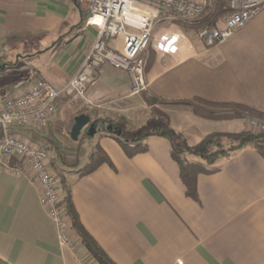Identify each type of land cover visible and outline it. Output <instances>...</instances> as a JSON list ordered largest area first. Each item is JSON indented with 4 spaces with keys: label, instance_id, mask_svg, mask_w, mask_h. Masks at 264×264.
<instances>
[{
    "label": "crops",
    "instance_id": "obj_1",
    "mask_svg": "<svg viewBox=\"0 0 264 264\" xmlns=\"http://www.w3.org/2000/svg\"><path fill=\"white\" fill-rule=\"evenodd\" d=\"M86 15V5L79 0H0V77L5 82L1 97L22 93L36 80L62 88L97 40V30L85 26ZM223 26L224 19L215 28ZM123 43L124 38H118L107 44L122 49ZM151 54L143 95L130 96L129 76L104 64L87 92L90 106L60 97L45 130L12 132L29 135L35 143L37 135L43 143L54 142L68 163L62 150L74 147L72 167L62 174L64 181L71 180L65 186L81 225L113 263L264 264V137L230 156L215 157L209 170L216 172L196 179L194 201L183 193L167 136L155 132L144 140L148 152L130 159L101 123L123 117L130 129H138L142 125L133 127V116L161 105L148 103L153 98L162 104L198 105L213 115L210 118L225 117L215 121L193 113L205 124L237 125L246 114L195 100L264 113V11L211 48L196 32L163 21L152 31L145 62ZM81 107L95 125V134L79 146L82 134L76 142L63 137ZM192 130L190 137L199 141L206 136L199 135L198 127ZM97 145L113 167L102 165L77 179ZM48 152L53 165L58 161L64 166ZM74 233L78 249L73 254L59 246L56 229L40 206L38 188L24 177L0 171V260L97 264Z\"/></svg>",
    "mask_w": 264,
    "mask_h": 264
},
{
    "label": "built area",
    "instance_id": "obj_2",
    "mask_svg": "<svg viewBox=\"0 0 264 264\" xmlns=\"http://www.w3.org/2000/svg\"><path fill=\"white\" fill-rule=\"evenodd\" d=\"M79 1L86 5L85 26L97 30V40L77 72L60 89L36 80L26 91L0 104V171L24 177L38 188L40 206L56 229L59 246L73 254L78 243L68 216L65 190L52 169V157L39 144L12 130H45L55 115L56 100L60 97L76 98L90 106L86 95L95 82L97 69L104 64L129 76L130 96L144 93L148 85L143 53L153 29L163 21L195 23L214 8L213 0ZM226 1L230 12L224 17L223 28L196 33L207 48L223 44L264 11V0ZM118 38H124L122 49L108 46V41ZM246 123L249 131L264 134V116L249 118Z\"/></svg>",
    "mask_w": 264,
    "mask_h": 264
},
{
    "label": "trees",
    "instance_id": "obj_3",
    "mask_svg": "<svg viewBox=\"0 0 264 264\" xmlns=\"http://www.w3.org/2000/svg\"><path fill=\"white\" fill-rule=\"evenodd\" d=\"M228 3L226 0H216L214 8L203 15L195 23H187L184 21H175L182 28L194 31L196 33L203 29L215 28L218 21L229 14ZM153 54L150 55L146 62V70L152 65ZM203 105L212 107H227L234 110H240L246 115L258 116L259 113L250 110L242 106L233 105H215L202 102L200 100H195ZM152 104H162L163 100L158 98H153L148 101ZM103 128L106 126H111L112 130L120 132V137L115 134L108 132V134L119 144L124 155L127 158H133L137 155L145 154L148 152V146L144 143V140L153 135L155 132L164 131L167 129L166 122L157 117H150L143 126L138 129H130L128 127V122L123 117L116 118L113 120L105 119L102 122ZM88 133L83 132L79 139V146H81L86 140L89 139ZM264 137L263 133H254L249 130H241L234 133L226 132H214L203 137L197 144L188 145L185 140L181 141V144L173 143L171 141V153L170 157L178 170V178L183 189V193L186 197L197 201V190H196V179L199 175L212 174L216 170H209L204 164L210 163L217 156H229V154H234L241 151L245 145L252 143L254 141L260 140ZM46 146V147H45ZM44 149L53 152L58 160L66 167H72L66 161L62 152L58 146L51 141L44 142ZM182 153H187L192 156L199 158V162H191L183 158ZM102 165H107L113 167L111 160L108 155L97 145L93 152L89 156L88 163L83 167L82 170L78 172L77 179L83 178L95 170H97ZM65 190V202L68 211V216L71 222L72 228L75 230L77 235L81 240V244L84 250L96 261L97 264H115L113 263L104 251L99 247L97 242L88 234V232L81 225L77 213L73 208L71 202V192L70 188L65 187L64 182L62 183ZM0 264H7L6 262L0 260Z\"/></svg>",
    "mask_w": 264,
    "mask_h": 264
},
{
    "label": "rangeland",
    "instance_id": "obj_4",
    "mask_svg": "<svg viewBox=\"0 0 264 264\" xmlns=\"http://www.w3.org/2000/svg\"><path fill=\"white\" fill-rule=\"evenodd\" d=\"M213 2L215 4L216 0H213ZM212 9L207 10V13L210 12ZM223 19H224V17L220 21L217 22L216 26H218L223 21ZM4 84H5V82H2L1 77H0V90H1V86ZM146 92H147V90L144 93H146ZM144 93H141L140 95H143ZM140 95H138V96H140ZM5 99L6 98L1 97V91H0V104L2 102H4ZM196 107L198 108V105L161 104L159 106V109H157V110L153 109V110H151L150 113H148L147 111L144 113L138 112L135 116H133L134 121H136V123L133 125V127H139L141 125L143 126L144 123L150 117L157 116V117L163 119L164 121H165V119L168 120V121H166V122H168V123H166L167 129L164 131H158V132H161L162 134L167 136L169 138V140L171 138V141L173 143L181 144V141L185 140L188 145L192 146L193 143L195 144V143H197V141H199L197 137L196 138L190 137V134L193 131L192 126H193V128L198 127V130H199L198 133H199V135H202V136L208 135V134L214 133V132L234 133V132H238V130H239L240 126H242V124H243L242 128H244V130H249V127L246 123L247 119L252 118V117L259 118V117L264 116L263 113L259 114L258 116H250V115L246 116L245 115V116H243V117H245L244 119L241 118L242 123L237 122V125H235V123H232L231 125L226 126V125L218 124L217 122H209V124L208 123L205 124V123H202L201 121H199L198 119H196L195 115H193V113L199 117H209L210 118V117H213V115H211L208 112H203L201 109H197ZM161 108H163L162 109L163 113H162ZM84 109L85 108L81 107L80 111L77 112L76 116L83 115V114L87 115ZM198 114H200L201 116ZM234 117H236V116H234ZM239 117H240V115H239ZM222 118H225V117L224 116H214V118H210V119L217 121V120L222 119ZM71 123H73V122H71ZM23 130H25V129H23ZM67 133L68 132L66 131L65 134H67ZM28 137H29V135H28ZM28 137H26V138H28ZM65 137H68V138H65ZM148 137H150V136H148ZM63 138H65L66 140L69 139V134H67ZM33 140L36 141L37 143H39L41 146H44V143L41 141L42 138L40 135H37L36 138H34ZM65 150H66V148H63L62 151L68 157L69 164L71 165V163L73 164V159L76 156L75 151H74V147H72V149H68L67 152H65ZM80 155H81V150L78 152L79 157H80ZM230 155H232V154H229V156ZM182 156L184 159H186L188 161L195 162V163L199 162V158L196 156H192V155L187 154V153H182ZM204 165L207 169H212L215 166V162L211 161L210 163H206ZM52 169L59 176L61 183L64 182L65 185L68 183L70 184L71 180L64 181L63 176H62L63 173H65V172H67V170H69V167L62 166L58 161H55L54 165L52 164ZM62 186H63V184H62ZM63 188H64V186H63ZM72 230L74 233L75 230L73 228H72Z\"/></svg>",
    "mask_w": 264,
    "mask_h": 264
},
{
    "label": "water",
    "instance_id": "obj_5",
    "mask_svg": "<svg viewBox=\"0 0 264 264\" xmlns=\"http://www.w3.org/2000/svg\"><path fill=\"white\" fill-rule=\"evenodd\" d=\"M85 131L88 133L89 136L95 134V125L91 122L90 117L84 114L75 117L69 131L70 139L76 142L81 136V134H83V132ZM105 131L113 133L117 137H120L121 135L120 132L116 133L115 131H113L111 126H106Z\"/></svg>",
    "mask_w": 264,
    "mask_h": 264
}]
</instances>
